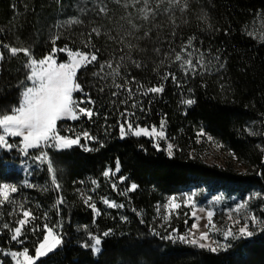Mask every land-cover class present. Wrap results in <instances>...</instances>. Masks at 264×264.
<instances>
[{
    "label": "trees",
    "instance_id": "trees-1",
    "mask_svg": "<svg viewBox=\"0 0 264 264\" xmlns=\"http://www.w3.org/2000/svg\"><path fill=\"white\" fill-rule=\"evenodd\" d=\"M76 3L77 0H0V42L29 47L39 59L51 51V37L57 34L61 37L56 42L58 48L67 45L73 50H91L84 44L87 34L96 27L101 35L93 34L92 44L99 49L100 63L112 60L115 67L119 57L127 52L118 42L123 37L144 49L133 52V58L144 66L138 69L125 61L121 69L122 76L129 80L135 77L136 81L129 85L134 97L127 104L121 103L127 98L126 91L120 90L118 96H112L117 90L112 86L111 76L100 79L92 75L99 63L80 71L78 82L95 101L94 105L83 106L93 107L98 115L91 120H67L60 125L66 124L79 133L88 131L96 138L86 143L92 150L85 151L81 146L45 149L52 158L58 157L64 163V173L58 176L62 190L60 193L51 190L46 165L30 179L34 187H18L14 197L33 211L36 217L33 224L40 230L35 234L28 230L23 245L12 242L10 236L2 233L0 248L21 250L27 247L30 254L35 255V247L43 239V225L47 223L58 225L63 242L36 264H264V226L252 230L251 237L228 238L226 250L213 253L162 239L154 234L151 224L153 207L162 194L191 186L234 194L238 198L256 192L264 196V42L248 35L254 32L259 36L264 31V0H189L190 9L184 14L175 9L165 12L169 6L162 3L155 17L148 21L141 19L139 5L126 9L121 3L110 1L106 4V15H98L97 9L83 10L78 5L73 17L81 19L82 24L54 27L57 18L66 15ZM155 7L156 0H152L149 8ZM204 14L207 19H200ZM129 19L140 27L132 36L125 35L133 31ZM149 29L150 39H136ZM109 36L116 39H109ZM190 37L194 38L193 45L199 50L195 55L202 52L207 64V71L201 69L195 76H185L179 65L173 63L175 52ZM156 48L160 49L159 54L154 51ZM0 52L5 54V59L0 61V90H3L0 99L6 104H16L28 84L25 79L28 69L24 67L27 57L23 53L11 57L2 45ZM67 59V53L57 54L58 62ZM109 71L105 69V73ZM169 72L176 75L177 82L163 79ZM117 82L123 83V80L118 77ZM158 85H163L162 93L142 95L147 87ZM101 88L104 91H100ZM82 98L87 97L77 92L75 99ZM187 98L194 99L195 103L183 104L182 100ZM133 102L138 105L135 109L131 107ZM125 109L135 115L121 116ZM126 119L134 126L139 124L147 128L159 127L163 119L164 130L176 135L180 143L194 141L195 132L203 129L230 150L246 170L239 172L207 165L182 151L169 157L164 149L157 150L152 140L144 136L128 135L121 139L120 123ZM81 142L85 140L81 138ZM6 160L9 155L0 149V179L8 176L4 172ZM117 161L120 171L115 175L117 190H114L111 183L104 185L102 173L115 171ZM119 176L127 179L120 183ZM92 180L97 181L96 192L124 205L108 209L100 205L97 208L101 215L95 218V223L78 189L81 183L89 187ZM132 183L138 188L121 195ZM58 195L64 198L59 214L54 207ZM259 198L251 199L248 205V211L254 216ZM262 203L264 205V199ZM179 221L178 216L173 215L164 228L177 226L181 234L191 221L184 225L178 224ZM83 229L101 236L99 254L82 247L79 236ZM108 229L112 230L111 235L103 237L102 233ZM4 258V264H11L8 257Z\"/></svg>",
    "mask_w": 264,
    "mask_h": 264
},
{
    "label": "snow or ice",
    "instance_id": "snow-or-ice-1",
    "mask_svg": "<svg viewBox=\"0 0 264 264\" xmlns=\"http://www.w3.org/2000/svg\"><path fill=\"white\" fill-rule=\"evenodd\" d=\"M119 2V0H117ZM140 3V0H132L133 6ZM150 0H143L144 7L139 9L142 13L141 19L148 21L150 17L154 18L156 15V10H158L164 0H156L155 9L149 8ZM169 8L165 9V12H169L170 9L178 10L181 14H184L189 11L190 4L189 0H167ZM127 7V5H125ZM108 12V7L106 4H102L98 9V15H106ZM123 19V18H122ZM202 20L207 19V14H204L200 17ZM175 21L173 20V23ZM83 21L77 17H71L62 23H57L54 25L56 28L61 27H72L73 25L82 24ZM128 23L132 27V32H128L126 36H132L135 32L140 30V27L133 23L131 19L128 20ZM211 27V25H209ZM95 34L97 37L101 35L100 29L93 27L91 32L87 34V41L84 44L86 49L90 48L89 51H83L80 49H70L67 45L62 48L56 46V42L61 38L59 34L53 35L51 37L50 43L52 45L51 51L43 55L41 58L37 59L34 57L31 49L25 46H14L8 43L0 42V45L7 50V53L11 57H16L18 54L23 53L27 60L24 67L28 69L25 79L28 82V86H25L23 91L20 93V98L16 104H6L0 99V149L11 150L14 145L9 143V137H18L20 138L19 151L22 155L27 156L30 149H46L54 148L56 150H65L70 149L74 145H79L81 138L85 140L84 147L85 151H91L92 149L86 146L88 141L95 140L88 131H83L75 135V137L68 135H61L58 129V122L62 120L70 121H79L82 118H87L91 120L94 116L98 115L95 112L93 107L83 106V105H94L95 101L92 100L91 96L84 92V88L78 82L79 73L81 70H86L89 66L99 63V68L97 71L93 72L94 77H99L100 79H106L108 76L112 77V86L117 90L112 92V96H118L120 90L127 92V98L122 100V104H127L128 100L133 99L134 93L133 89L129 86L131 83H135V77H132L129 80L127 77L122 76L121 69L125 67V61L131 62L136 68H141L144 65L140 60L133 58L134 51L143 52L144 49L140 48L138 44H132L131 42L125 40L123 37L119 39V43L123 44L127 49V52L124 55L119 57V60L116 61L115 67L113 66L112 60H105L103 63L99 62V49H96L92 44V35ZM173 35L175 32L173 31ZM249 36L260 39L264 42V31H262L259 36H256L254 32H248ZM151 29L144 31L143 36H137V40L150 39ZM109 39L115 40L116 37L109 36ZM193 37H190L186 43H184L178 52L174 54L173 63H177L180 69L183 71L184 75L187 76L192 74L193 76L200 74V70L203 69L207 71V64L205 62V57L202 52L199 56H196V52L199 50L193 45ZM189 49H192L189 51ZM155 52L159 54L160 49H154ZM58 53H67L68 60L67 62H58L57 54ZM167 55V54H166ZM5 59V54L0 52V61ZM217 59H219L217 57ZM220 67H223L221 65ZM110 69L111 71L105 73V69ZM104 73V75H101ZM121 78L123 83L117 82V78ZM171 78L173 82H177V77L174 73H166L163 77L164 80ZM23 85L24 82L22 81ZM141 87H143L141 85ZM3 91V90H0ZM100 91H104L103 88ZM164 91L163 85L150 86L147 87L142 95L149 94H160ZM191 91V90H189ZM84 93L87 97L86 99L77 100L74 98V93ZM6 99V96L4 97ZM182 103L188 106H191L195 103V100L192 98H187L182 100ZM131 107L133 109L137 108L138 105L136 102H133ZM140 110L144 109L142 106ZM128 115L132 116L135 113H130L125 109L121 113V116ZM126 125V127H125ZM165 121L162 119L160 122L159 129L156 126H152L149 130L147 127H142L139 124L135 126L133 123L126 119L120 123V138L123 139L128 135L133 137H150L155 143L153 146L160 150L159 141H167L165 134ZM71 131H75L72 129ZM252 134V133H250ZM205 135L203 130L197 133V143L200 142V137ZM209 141H212L211 137H208ZM217 147H222V145H216ZM174 145L172 143H167V148L165 149L168 156L173 155ZM233 157L235 158L234 154ZM33 159L37 161L39 165H47V172L51 181V190L60 193L62 186L59 182L57 175V168L54 166L52 158L49 156L47 151L41 150L38 155L33 156ZM120 171V163L116 162L115 171L105 170L102 175L105 178H110L115 176L116 173ZM127 178L124 176H119L118 180L120 183H123ZM93 185L97 184L96 180H92ZM25 187H34V185L24 182ZM112 188L117 190L116 183L112 184ZM138 188V185L132 183L121 195H127V193L133 192ZM48 191L49 189H44ZM19 188L15 184L9 183H0V207H4L6 204L11 203L15 205L12 211L8 213L9 216H18L14 221V225L10 223H3L0 225V228L7 230L10 233V240L16 244L23 245L26 240L25 233L29 230V226L32 225L31 231L35 234L40 230L38 225H34L33 222L36 220V217L33 211L29 208H26L23 203H18L13 198V194L17 193ZM196 196L195 192L191 194H186L183 197V201L178 202L177 197H170L167 202L163 205L164 216L163 219L165 222H170L171 216L175 213L179 215V210L183 208H192L194 209L191 213V218L194 219V222L191 225V230H199L200 224L199 220L201 219L197 216L195 211L196 205L194 197ZM260 193H254L252 196L248 197L245 201L240 204H237L234 209L229 211L239 212L240 209L246 208L248 201L260 197ZM81 198L83 203L89 207L93 214V223H95V218L101 215L96 204L92 202L91 196H85L81 193ZM217 200L220 198L217 197ZM64 203V198L62 195H58L54 207L57 208L59 214V206ZM103 203L108 208H123V204H118L115 201L109 200L107 198L103 199ZM133 211H136L133 209ZM157 211H159V206ZM202 212H206L207 223L204 225L205 228H215L213 222L214 212L210 209H200ZM137 215H140L137 212ZM187 215V213H186ZM47 219V213L44 216ZM123 219H126L124 217ZM229 219L232 217L229 215ZM248 220L251 221L252 225L255 226L258 223L257 217L254 215H249L242 226L238 229V234L240 237H251L253 232L249 230ZM143 222V221H141ZM187 223V220H185ZM235 224H240L239 220L234 221ZM62 227V225H60ZM190 230V231H191ZM154 231V230H153ZM176 230L173 229V232ZM112 230L108 229L102 233L103 237H108L111 235ZM154 234L159 235L158 233ZM209 233L201 232L197 238L194 234L191 238L186 236H179L178 238L185 242L190 243L194 246H198L201 249L207 248L209 251L216 253L219 250H226V245H220L219 247H212L209 244L204 243L208 239ZM225 239L230 236H233L231 228L223 233ZM88 239L91 243H84L82 247L90 248L93 254H99L101 252L102 239L101 236H97L88 233ZM162 239H172L171 235L163 236ZM62 237L54 230L53 226H49L47 223L43 225V239L35 247V255H31L27 247H23L21 250H9L3 253L5 257H10L12 264H36V262L47 256L48 254L54 252L62 244Z\"/></svg>",
    "mask_w": 264,
    "mask_h": 264
},
{
    "label": "rangeland",
    "instance_id": "rangeland-1",
    "mask_svg": "<svg viewBox=\"0 0 264 264\" xmlns=\"http://www.w3.org/2000/svg\"><path fill=\"white\" fill-rule=\"evenodd\" d=\"M110 1L114 3H121V4H122L121 1H123L122 6L125 8V5H127L126 9L133 7L132 0H119V2H117V0H77V3L75 4L76 7L72 6L66 15H62L63 17H58L57 22L55 24L62 23L63 21H66L69 18L73 17V14L78 9V5H81L83 10L88 9V10L94 11L95 9L98 10L102 4H108ZM150 4H152V0H150L149 6ZM163 4L165 6H169L167 3V0H164ZM136 5H139L140 8H143L144 7L143 0H140V3ZM134 7L136 8V6ZM50 36H52V33ZM75 95L76 93H74V98H75ZM64 121H67V120H62L58 122V129L60 131V134L75 137V135L78 134L79 132L78 131L72 132L70 127L67 126L66 124L65 125L63 124L61 126L60 123L61 122L63 123ZM148 128L150 130L152 127H148ZM157 128L159 129V127ZM201 130L203 129H199L195 132L194 141L188 142V140H185L184 141L185 143L178 142L177 141L178 137L176 135H169L164 130L166 137H167V141H159V147L165 150L167 148V143H172L174 145L173 155L176 154V152L182 151L185 154H187L188 157L192 159H197L207 165L222 167V168H230V169H233L239 172H244L246 170V167L236 157L235 158L233 157V153L230 150H228L223 144L219 143L213 136H211L205 130H203L205 135L201 136L200 142L197 143V133L200 132ZM208 137H211L212 141H209ZM146 138L152 140V142L155 143V141L152 138L150 137H146ZM8 140H9V143H12L14 145V147L11 150L3 149L4 152H6L9 155V160H6L4 162L5 164L4 172L8 174V176L0 179V183H9V184H15L18 187L20 186L25 187L24 182L27 181L28 183H30V179L34 177L35 172L37 171L39 172L42 170V165H39L37 161L33 159V156L38 155L39 151L41 150L45 151V149H40V150L30 149L28 155L24 156L19 151L20 138L9 137ZM82 145H85V143H82L80 141L79 145H74V146L82 147ZM216 145H222V147H217ZM52 160H53L54 166L58 170L57 175L59 177L62 176V174L64 173L63 172V169H64L63 161L58 159V157H54L52 158ZM115 177L116 176H111L110 178L104 177V185L107 186L110 183L111 184L116 183L117 181ZM78 189L80 192V197H81V193H83L85 196H91L92 202L95 203L97 207H100V205H102L103 207H106L108 209V207L103 203V199L104 198H107L109 200H112V199L103 196L99 192H96V185H93L90 182V186L88 187L86 184L81 183ZM192 192L196 193V196L194 197V201L196 205L195 211L197 213V216L201 218L198 221L200 224L199 230H191V225L194 222V219L191 218V213L194 209L183 208V207L179 210L178 219L180 221L178 224L184 225L186 224L185 220L191 221L190 225L184 230V232L181 234L178 233L179 228L177 226L169 227L168 225L166 228H164V225L167 224L168 222H165L163 219V216L165 214L163 205L167 202V200L170 197H173V196L177 197L178 202L182 203L183 197L186 194H191ZM250 196L251 195H246L244 198H238L234 194L228 195L223 192H211L206 189H200V188H196L192 186L186 190L177 191L175 193L162 194L160 199L155 203L153 207L152 220H151L152 231L154 230L155 233H158L160 235V237L171 235L172 239H167V240L176 241L184 245H190L196 248H199V247L194 246L190 243H185L181 241L178 237L183 235V236L191 238L192 235L194 234L198 238L201 232L207 231L209 235H208V239L206 241H203L204 243L209 244L212 247H219L220 245H226V241L228 240V238H231V237L232 238L233 237L243 238L239 236L238 229L240 226H242V224L245 222V219L249 215H253L252 213L248 211V205L250 204L251 200L248 201L246 208L240 209L239 212L229 211V210L234 209L237 204L242 203L243 201L248 199V197ZM217 197H219L220 199L217 200L216 199ZM260 197H261L259 198L260 202L257 205L258 208H256L257 209L256 217H257L258 223L255 226H253L251 221L248 220L250 231L254 230L255 228L258 229L264 226V205L262 203L264 196H260ZM13 198L15 199V201L18 202V199L14 197V194H13ZM158 206H159V211H157ZM14 207L15 205L11 203L6 204L4 207H0V225H2L3 223H10L12 224V226H15L14 221L15 219L18 218V216L8 215V213L12 211ZM200 209H206V210L210 209L214 212L213 222L216 226L215 228H211V226L209 228L204 227V225L207 223L206 212H202L200 211ZM173 215H176V214L173 213L172 216ZM229 215H231L232 217L231 220L229 219ZM236 220H239L240 224H235L234 221ZM53 227H54V230L58 233V230H59L58 225L53 226ZM229 228H231L234 235L225 239L223 233L227 231ZM173 229H175L176 231L173 232ZM29 230L30 232H32L31 228ZM2 233L10 236V233H8L7 230L0 228V234ZM88 233L89 232L85 229H83V231L80 232L79 238L81 239L82 244L91 243V241H89L88 239ZM9 250L10 249L0 248V264H4L5 262V258H4L5 256L3 255V253ZM8 259L10 260V263L12 264L11 258L8 257Z\"/></svg>",
    "mask_w": 264,
    "mask_h": 264
}]
</instances>
